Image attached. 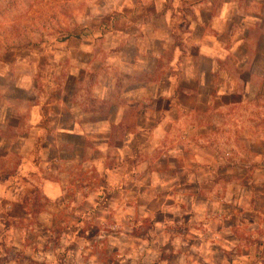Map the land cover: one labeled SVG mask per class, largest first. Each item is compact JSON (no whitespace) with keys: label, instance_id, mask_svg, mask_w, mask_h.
<instances>
[{"label":"crops","instance_id":"0c3cea01","mask_svg":"<svg viewBox=\"0 0 264 264\" xmlns=\"http://www.w3.org/2000/svg\"><path fill=\"white\" fill-rule=\"evenodd\" d=\"M179 7L133 5L113 36L60 40L64 74L20 81L4 264H264V0H198L175 45Z\"/></svg>","mask_w":264,"mask_h":264},{"label":"rangeland","instance_id":"374dc122","mask_svg":"<svg viewBox=\"0 0 264 264\" xmlns=\"http://www.w3.org/2000/svg\"><path fill=\"white\" fill-rule=\"evenodd\" d=\"M196 3L198 0H0V127L3 120H18L20 107L28 100L33 101L31 92L38 77L30 79L31 89L18 88L21 80L30 78L28 74L37 69L44 73L45 79L51 69L57 73L60 70L62 75L72 67L67 52L57 45L62 38L80 34L98 38L100 25L107 30L105 36L110 33L113 36L114 29L109 27V22L121 13L130 14L133 5L137 6L135 19L145 22L156 20L152 6L163 4L166 8L180 6L174 14L178 26L174 44L177 45L183 38L182 22ZM93 42L95 47L101 46L100 42ZM93 63L95 70L105 68L101 56L93 58ZM6 226L0 222V264L12 259L14 254L9 252L3 257ZM27 264L35 263L29 261Z\"/></svg>","mask_w":264,"mask_h":264},{"label":"trees","instance_id":"16d2710c","mask_svg":"<svg viewBox=\"0 0 264 264\" xmlns=\"http://www.w3.org/2000/svg\"><path fill=\"white\" fill-rule=\"evenodd\" d=\"M83 35L82 34H80V35H77V36H74V38H80V37H82ZM71 36H67V37H65V38H62L61 40L62 41H64V40H66V39H68V38H70Z\"/></svg>","mask_w":264,"mask_h":264},{"label":"built area","instance_id":"2783aa9c","mask_svg":"<svg viewBox=\"0 0 264 264\" xmlns=\"http://www.w3.org/2000/svg\"><path fill=\"white\" fill-rule=\"evenodd\" d=\"M113 231H116L117 230V228H114V229H112Z\"/></svg>","mask_w":264,"mask_h":264}]
</instances>
